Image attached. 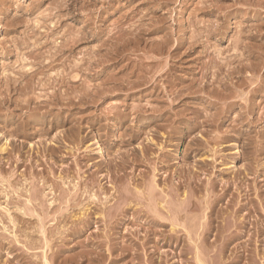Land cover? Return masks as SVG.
I'll return each mask as SVG.
<instances>
[{"label":"rangeland","instance_id":"obj_1","mask_svg":"<svg viewBox=\"0 0 264 264\" xmlns=\"http://www.w3.org/2000/svg\"><path fill=\"white\" fill-rule=\"evenodd\" d=\"M263 42L264 0H0V264H264Z\"/></svg>","mask_w":264,"mask_h":264},{"label":"bare ground","instance_id":"obj_2","mask_svg":"<svg viewBox=\"0 0 264 264\" xmlns=\"http://www.w3.org/2000/svg\"><path fill=\"white\" fill-rule=\"evenodd\" d=\"M260 1V0H259ZM143 26V25H142ZM135 31V30H134ZM261 31V30H260ZM130 34V33H129ZM246 34V33H245ZM194 36V35H193ZM70 38V37H69ZM132 38V37H131ZM244 39V38H243ZM73 41V40H72ZM75 41V40H74ZM65 42V41H64ZM69 42V41H68ZM238 43V42H237ZM264 43V42H263ZM60 44V43H59ZM57 46V45H56ZM54 47V46H53ZM55 48V47H54ZM60 48V47H59ZM64 48H65V46H64ZM155 49V48H154ZM56 50V49H55ZM63 53V52H62ZM55 54V53H54ZM72 55V54H71ZM181 55V54H180ZM50 56V55H49ZM53 56V55H52ZM70 56V55H69ZM74 56V55H73ZM261 56V55H260ZM49 58V57H48ZM68 58H70V57H68ZM31 59H32V57H31ZM34 59H35V57H34ZM263 59V58H262ZM65 61V60H64ZM52 62V61H51ZM136 62V61H135ZM86 63V62H85ZM114 63V62H113ZM130 63V62H129ZM43 64V63H42ZM74 64V63H73ZM84 64V63H83ZM101 64V63H100ZM31 65V64H30ZM48 65V64H47ZM64 65V64H63ZM88 65V64H87ZM133 65V64H132ZM213 65V64H212ZM222 65V64H221ZM88 67V66H87ZM161 67V66H160ZM215 68V67H214ZM218 68V67H217ZM58 69V68H57ZM228 69V68H227ZM79 70V69H78ZM29 71V70H28ZM47 71V70H46ZM71 71V70H70ZM80 71V70H79ZM216 71V70H215ZM26 73V72H25ZM54 74V73H53ZM251 74V73H250ZM16 75V74H15ZM201 75V74H200ZM41 76V75H40ZM65 76V75H64ZM250 76V75H249ZM7 77V76H6ZM37 77V76H36ZM46 77V76H45ZM51 77H53V76H51ZM16 78V77H15ZM61 78V77H60ZM66 78V77H65ZM251 78V77H250ZM249 78V79H250ZM23 79V78H22ZM27 79V78H26ZM34 79V78H33ZM43 79V78H42ZM197 79V78H196ZM37 80V79H36ZM53 80V79H52ZM6 81V80H5ZM45 81V80H44ZM43 81V82H44ZM17 82V81H16ZM47 82V81H46ZM49 82V81H48ZM128 82V81H127ZM210 82V81H209ZM251 82V81H250ZM45 83V82H44ZM55 83V82H54ZM67 84V83H66ZM143 84V83H142ZM18 85V84H17ZM34 85V84H33ZM49 85V84H48ZM119 85V84H118ZM21 86V85H20ZM27 86V85H26ZM87 86V85H86ZM128 86V85H127ZM219 86V85H218ZM34 87V86H33ZM40 87V86H39ZM67 87V86H66ZM31 88H32V86H31ZM78 89V88H77ZM43 90V89H42ZM46 90V89H45ZM34 91V90H33ZM36 91V90H35ZM22 92V91H21ZM44 92V91H43ZM25 93V92H24ZM33 93V92H32ZM76 93H78V92H76ZM220 93H222V92H220ZM219 93V94H220ZM27 94V93H26ZM49 94V93H48ZM58 94V93H57ZM85 94V93H84ZM39 95V94H38ZM86 96V95H85ZM88 96V95H87ZM174 96V95H173ZM231 96V95H230ZM36 97V96H35ZM39 97V96H38ZM165 97V96H164ZM212 97V96H211ZM23 98V97H22ZM25 98V97H24ZM28 98V97H27ZM68 98V97H67ZM138 98V97H137ZM155 98V97H154ZM40 99V98H39ZM44 99V98H43ZM140 99V98H139ZM17 100V99H16ZM15 100V101H16ZM21 100V99H20ZM41 100V99H40ZM66 100V99H65ZM64 100V101H65ZM173 100V99H172ZM264 100V99H263ZM22 101V100H21ZM37 101V100H36ZM35 101V102H36ZM39 101V100H38ZM46 102H47V100H45ZM61 101V100H60ZM165 101V100H164ZM24 102V101H23ZM67 104V103H66ZM232 104V103H231ZM39 105V104H38ZM81 105V104H80ZM134 105V104H133ZM159 105V104H158ZM263 105V104H262ZM50 106V105H49ZM124 106V105H123ZM138 106V105H137ZM143 106V105H142ZM134 107V106H133ZM154 107V106H153ZM262 107V106H261ZM1 109V108H0ZM186 109V108H185ZM191 110V109H190ZM35 114V113H34ZM41 114V113H40ZM63 114H65V113H63ZM105 114H106V112H105ZM116 114V113H115ZM126 114V113H125ZM130 114V113H129ZM199 114V113H198ZM109 115V114H108ZM111 115V114H110ZM109 115V116H110ZM117 115V114H116ZM197 115V114H196ZM116 117V116H115ZM209 117V116H208ZM17 119V118H16ZM116 120V119H115ZM211 120V119H210ZM101 121V120H100ZM167 121V120H166ZM86 122V121H85ZM12 125V124H11ZM72 125V124H71ZM46 130V129H45ZM37 131V130H36ZM47 131V130H46ZM146 131V130H145ZM220 131V130H219ZM38 133V132H37ZM14 134V133H13ZM164 135V134H163ZM190 137V136H189ZM123 139V138H122ZM111 141V140H110ZM208 141V140H207ZM8 146V145H7ZM58 146V145H57ZM145 151V150H144ZM162 151V150H161ZM217 151V150H216ZM142 152V151H141ZM142 154V153H141ZM107 155V154H106ZM62 156V155H61ZM214 156V155H213ZM255 156V155H254ZM136 162V161H135ZM134 162V163H135ZM220 162V161H219ZM133 163V162H132ZM122 164V163H121ZM120 165V164H119ZM225 166V165H224ZM92 171V170H91ZM111 171V170H110ZM155 171H157V170H155ZM108 172V171H107ZM203 172V171H202ZM110 175V174H109ZM138 176V175H137ZM152 176V175H151ZM62 180V179H61ZM178 180V179H177ZM134 182V181H133ZM154 182V181H153ZM228 182V181H227ZM194 183V182H193ZM154 184V183H153ZM152 184V185H153ZM149 185V184H148ZM96 186V185H95ZM213 186V185H212ZM87 189V188H86ZM170 189V188H169ZM243 189V188H242ZM147 191H148V189H146ZM154 190V189H153ZM32 191V190H31ZM34 191V190H33ZM40 191V190H39ZM76 191V190H75ZM150 191V190H149ZM150 193V192H149ZM148 194V193H147ZM153 194V193H152ZM151 194V195H152ZM245 194V193H244ZM75 195V194H74ZM146 195V194H145ZM150 195V196H151ZM154 195V194H153ZM83 196V195H82ZM136 196V195H135ZM232 196V195H231ZM34 197V196H33ZM76 197V196H75ZM85 197V196H84ZM123 197V196H122ZM129 197V196H128ZM134 197V196H133ZM137 197H138V195H137ZM140 197H141V195H140ZM163 197V196H162ZM39 198V197H38ZM139 198V197H138ZM137 198V199H138ZM152 198V197H151ZM195 198V197H194ZM227 198V197H226ZM75 199V198H74ZM124 199V198H123ZM125 199H126V197H125ZM131 199H134V198H131ZM140 199V198H139ZM144 198H142V200H143ZM146 199V198H145ZM149 199V198H148ZM169 199V198H168ZM147 200V199H146ZM246 200V199H245ZM141 201V200H140ZM148 201V200H147ZM85 202V201H84ZM125 202V201H124ZM129 202V201H128ZM149 202H150V200H149ZM33 203V202H32ZM130 203V202H129ZM137 203V202H136ZM148 203V202H147ZM200 203V202H199ZM139 204H141V203H139ZM101 205V204H100ZM108 205V204H107ZM134 205V204H133ZM138 205V204H137ZM149 205H151V204H149ZM148 205V206H149ZM233 205V204H232ZM68 206V205H67ZM120 206V205H119ZM125 206H126V204H125ZM142 206V205H141ZM23 207H25V206H23ZM124 207V206H123ZM145 207V206H144ZM224 208V207H223ZM30 209V208H29ZM35 209V208H34ZM89 209V208H88ZM118 209V208H117ZM116 209V210H117ZM120 209V208H119ZM140 209H141V207H140ZM153 209H155V208H153ZM205 209V208H204ZM137 210H139V209H137ZM142 210V209H141ZM140 210V211H141ZM144 210V209H143ZM28 211V210H27ZM106 211V210H105ZM148 211H149V208H148ZM147 211V212H148ZM31 212V211H30ZM108 212V211H107ZM152 212V211H151ZM176 212H178V211H176ZM175 212V213H176ZM28 213H29V211H28ZM138 213V212H137ZM179 213V212H178ZM177 213V214H178ZM106 214V213H105ZM121 214V213H120ZM205 214V213H204ZM152 215H154L153 213H152ZM196 215V214H195ZM249 215V214H248ZM29 216V215H28ZM64 216V215H63ZM105 218V217H104ZM173 218V217H172ZM65 219V218H64ZM201 219V218H200ZM204 219V218H203ZM154 220V219H153ZM229 220V219H228ZM131 221V220H130ZM132 222V221H131ZM198 222H200V221H198ZM228 222V221H227ZM201 223V222H200ZM232 223V222H231ZM227 226V225H226ZM230 227V226H229ZM63 229V228H62ZM156 229V228H155ZM17 230V229H16ZM147 230V229H146ZM145 230V231H146ZM157 230V229H156ZM159 231V230H158ZM45 233V232H44ZM195 234H196V232H195ZM64 235V234H63ZM191 235H192V233H191ZM56 236V235H55ZM62 236V235H61ZM157 236V235H156ZM57 237V236H56ZM153 237H155V236H153ZM164 238V237H163ZM62 239V238H61ZM61 241V240H60ZM178 241V240H177ZM63 242V241H62ZM152 243V242H151ZM25 247V246H24ZM205 249V248H204ZM44 251V250H43ZM212 251V250H211ZM217 251V250H216ZM124 253V252H123ZM200 254V253H199ZM26 258V257H25ZM53 259V258H52ZM216 260V259H215ZM214 260V261H215ZM82 261V260H81ZM79 262V261H78ZM63 263V262H62Z\"/></svg>","mask_w":264,"mask_h":264}]
</instances>
